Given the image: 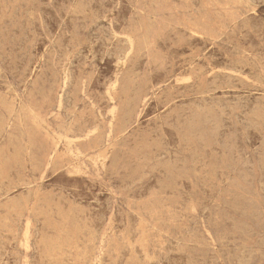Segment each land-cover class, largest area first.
<instances>
[{"label": "rangeland", "instance_id": "rangeland-1", "mask_svg": "<svg viewBox=\"0 0 264 264\" xmlns=\"http://www.w3.org/2000/svg\"><path fill=\"white\" fill-rule=\"evenodd\" d=\"M123 263L264 264V0H0V264Z\"/></svg>", "mask_w": 264, "mask_h": 264}, {"label": "bare ground", "instance_id": "bare-ground-1", "mask_svg": "<svg viewBox=\"0 0 264 264\" xmlns=\"http://www.w3.org/2000/svg\"><path fill=\"white\" fill-rule=\"evenodd\" d=\"M241 1V0H240ZM235 6V5H234ZM32 12V11H31ZM158 17V16H157ZM34 19V18H33ZM32 19V20H33ZM34 25V24H33ZM35 27V26H34ZM68 27V26H67ZM154 27V26H153ZM156 28V27H155ZM99 29V28H98ZM97 29V30H98ZM157 30V29H156ZM34 31H35V29H34ZM192 31V35H193V37H195L196 35H198V32H196L195 30H191ZM78 32V31H77ZM78 34V33H77ZM57 36V35H56ZM52 37V36H51ZM110 37V36H109ZM54 38V37H53ZM57 38V37H56ZM103 40V39H102ZM56 45V44H55ZM112 45V44H111ZM107 47V46H106ZM111 48H112V46H111ZM48 49H50V47L48 48ZM67 50H68V48H67ZM83 50V49H82ZM123 50V49H122ZM108 51V50H107ZM110 52V51H109ZM107 53V52H106ZM114 54V53H113ZM45 55V54H44ZM108 56V55H107ZM112 56V55H111ZM4 58V57H3ZM109 58V57H108ZM112 58V57H111ZM43 59H45V58H43ZM96 63V62H95ZM38 65V64H37ZM73 70V69H72ZM7 75V74H6ZM10 79V78H9ZM29 80V79H28ZM28 82V81H27ZM73 82V81H72ZM98 82V81H97ZM99 83V82H98ZM23 90V89H22ZM18 91V90H17ZM25 91V90H24ZM21 92V91H20ZM24 93V92H23ZM67 190V189H66ZM2 192V191H1ZM3 193V192H2ZM107 201H108V199H107ZM109 208V207H108ZM123 213V212H122ZM122 215V214H121ZM139 219V218H138ZM98 221V220H97ZM94 223V222H93ZM94 227V226H93ZM134 231V230H133ZM95 235V234H94ZM217 241V240H216ZM69 252V251H68ZM71 253V252H70ZM69 256V255H68ZM100 261V260H99ZM5 262H7V261H5ZM124 264V263H123ZM162 264V263H161Z\"/></svg>", "mask_w": 264, "mask_h": 264}]
</instances>
